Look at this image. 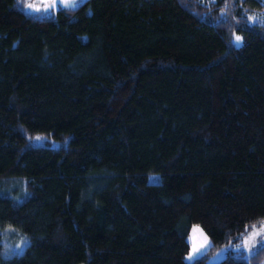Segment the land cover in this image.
<instances>
[{
    "label": "trees",
    "instance_id": "1",
    "mask_svg": "<svg viewBox=\"0 0 264 264\" xmlns=\"http://www.w3.org/2000/svg\"><path fill=\"white\" fill-rule=\"evenodd\" d=\"M26 1L0 0V264H208L264 221L261 0Z\"/></svg>",
    "mask_w": 264,
    "mask_h": 264
},
{
    "label": "rangeland",
    "instance_id": "2",
    "mask_svg": "<svg viewBox=\"0 0 264 264\" xmlns=\"http://www.w3.org/2000/svg\"><path fill=\"white\" fill-rule=\"evenodd\" d=\"M80 0H68L67 3H61L60 0H56V4L55 7H49V8H45L44 5L46 4H51L52 0H27L26 4L23 6V11L26 13H35V12H42V11H53L58 7H63V6H70V5H74L76 2H78ZM28 4H33L39 7V11H37L35 8H28L27 5ZM264 222V221H261ZM257 224V228H259L260 224ZM193 226H198V225H191L186 233L185 236V240L188 244V250L185 253L183 260L186 263H189L190 261H192L194 258L198 257L199 255L203 254L204 252L207 251L208 247L210 246V240L207 237V235L204 233V236L207 237V244L205 245V247L203 249L200 250V252L196 253L193 258L191 260L187 259L188 255L190 252H192V229ZM252 231V227L247 230L245 232V234L242 236L241 240L235 244H231V245H222L216 249H214L213 251H211L210 253H206V258L205 261L206 263H214L219 261L220 259H222L226 253L227 250H234V251H243L245 256H249L250 254H252L257 248L259 247H264V244H261V237H256V241L257 243L251 247H244L243 246V241L245 239V237ZM197 244L203 243V238L199 236V234H197ZM239 246V247H238ZM263 263H264V258H263Z\"/></svg>",
    "mask_w": 264,
    "mask_h": 264
},
{
    "label": "snow or ice",
    "instance_id": "3",
    "mask_svg": "<svg viewBox=\"0 0 264 264\" xmlns=\"http://www.w3.org/2000/svg\"><path fill=\"white\" fill-rule=\"evenodd\" d=\"M61 3H67L68 0H60ZM261 3H264V0H261ZM56 4V0H52L51 4H46L44 5L45 8H49V7H55ZM28 8H35L37 11H39V7L33 4H28L27 5ZM249 20H257L258 17L256 16H250L248 17ZM234 41L236 43L237 46H239L240 42L242 41V37L239 35H236L234 37ZM37 141L41 140L42 138L37 136L35 138ZM192 252L189 253L187 259L191 260L193 258V256L200 252L201 249H203L205 247V245L207 244V237L204 236L203 233V229H201L199 226H193L192 229ZM197 234H199L200 237L203 238V243L197 244ZM256 237H261V244H264V222H261L259 228H257L256 225H252V231L245 237L244 241H243V246L244 247H251L253 245H255L257 243L256 241ZM239 247V246H238Z\"/></svg>",
    "mask_w": 264,
    "mask_h": 264
}]
</instances>
